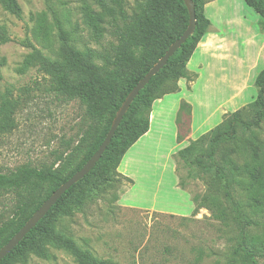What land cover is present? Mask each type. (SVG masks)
Returning <instances> with one entry per match:
<instances>
[{"label":"rangeland","instance_id":"obj_1","mask_svg":"<svg viewBox=\"0 0 264 264\" xmlns=\"http://www.w3.org/2000/svg\"><path fill=\"white\" fill-rule=\"evenodd\" d=\"M18 1L23 11L21 19L7 12L0 3V35L5 31L9 36L7 42L0 39V170L6 173L23 166L37 169L63 166L61 176L67 177L86 157L113 112L107 111L99 119L79 97L59 92L52 79L37 67L19 72L18 67L32 51L23 42L29 37L45 55L61 57L64 45L60 39L61 25L70 46L81 53L88 49L96 51L99 54L92 61L103 66L104 58L100 55L112 54L117 43L114 27L104 23L103 36L94 39L92 29L85 22L86 8L98 9L93 0H52V12L46 0ZM199 1L205 4L204 12L212 22L208 34H217L215 41L221 54L205 70L206 80L200 81L195 90L192 86L197 79L179 81L186 94L181 99L191 103L192 111L195 108L191 122L188 123L186 111L178 117L174 104L176 93L161 98L162 103L157 99L151 112L154 120L150 135L147 136L148 132L140 138L125 155L123 162L130 159L125 163L129 165V174L125 167L120 168V181L107 187L103 196L91 199L83 210L72 215L50 218L6 264H78L58 243L60 232L71 234L82 248L109 264H234L231 247L237 242L238 226L229 217L219 215L220 209L213 212L202 208L193 215L194 198L209 193L212 176L198 168H189L176 155L180 150L176 144L199 138L229 113L257 98L259 88L255 80L264 69V28L259 14L244 0ZM136 7V0H127L126 10L130 14ZM42 12L47 13L51 29L47 42L36 40L33 31L34 17ZM127 74L112 79H119L113 87L119 86ZM106 77L108 84L110 75ZM225 78L230 83L223 84ZM115 93L114 88L110 94L113 100ZM6 96L13 102L7 115L3 110ZM249 112L251 116L252 109ZM177 118L181 141L175 134V129L178 134ZM254 132L264 141V123ZM242 136L252 138L249 133ZM97 173L89 181L95 183ZM180 180L184 181V188L179 185ZM35 182L28 181L19 189L0 188V225L15 215L17 205L30 193L34 194L33 206L27 214H33L37 204L58 188ZM86 187L87 183H81L79 188ZM214 189L212 192H216L230 212L217 181ZM260 218L264 221V217ZM254 264H264V258Z\"/></svg>","mask_w":264,"mask_h":264},{"label":"trees","instance_id":"obj_2","mask_svg":"<svg viewBox=\"0 0 264 264\" xmlns=\"http://www.w3.org/2000/svg\"><path fill=\"white\" fill-rule=\"evenodd\" d=\"M93 1L98 9L95 10L92 6L86 8L85 22L92 29L94 39L99 40L103 36L105 32L103 24L106 22L114 27L117 39L112 54L105 57L100 55L104 58L103 66L92 61L99 54L96 51L88 49L86 53H81L70 46L67 43L66 30L59 25L60 39L64 43L61 57L51 58L45 55L28 37L23 43L31 47L32 51L25 56L18 71L24 73L31 67H37L52 79L59 92L79 97L90 107L91 114H96L99 119H102L107 111L113 112V115L93 141L86 157L67 177L61 176L63 166L45 169L23 166L16 172L5 173L0 170V188L19 189L28 181L34 180L36 185L50 183L59 188L72 177L98 150L129 92L166 53L170 45L184 33L189 24V12L183 0H136L137 7L132 14L126 10L127 0ZM193 1L197 13L194 33L140 91L97 165L58 200L37 226L19 242L20 244L0 261V264H6L26 241L39 233L50 218L59 219L72 215L74 211L83 210L91 199L100 198L107 187L119 182V167L124 156L150 130L154 102L166 95L180 92L181 79L194 82L198 78L197 73L188 69V63L200 41L211 30L212 22L204 12L205 4L199 0ZM244 1L259 14L260 25L264 28V1ZM0 3L7 12L22 18L23 11L18 0H0ZM46 4L48 10L54 11L52 0H46ZM34 18L33 31L36 40L49 41L51 29L47 22V13L42 12ZM0 39L7 42L9 36L2 31ZM124 73L127 74V78L121 81L119 86L113 87L119 79L117 81L112 79L120 78ZM106 75H110L111 81L108 84ZM255 84L259 91L253 102L229 113L221 123L199 138L191 140L189 145L176 154L189 168H198L203 174L212 176L208 184L209 193L194 198L193 215H197L202 208L211 209L213 212L220 209L219 215L229 217L236 223L237 242L231 247L234 264H254L259 258H264V221L260 220V217H264V141L258 139L254 132L262 128L264 123V69L256 76ZM114 88L115 100L110 98L111 90ZM95 101L99 102L96 106ZM12 106V100L4 97L3 110L6 115L10 113ZM249 109H252L251 116ZM184 111L190 123L192 105L182 99L178 117ZM177 125V139L181 141L179 118ZM246 133L252 135V138L245 139L242 134ZM95 171H98L97 181L93 183L89 181V177L94 175ZM216 181L224 192L230 212L214 192ZM81 183H87V187L79 188ZM179 185L184 188V181L180 180ZM33 195L30 193L25 197L17 205L15 215L0 225V249L34 214H27L33 206L31 199ZM47 199L41 200L34 210L39 209ZM57 241L78 264H109L108 261L95 256L89 249L82 248L67 232H60Z\"/></svg>","mask_w":264,"mask_h":264},{"label":"water","instance_id":"obj_3","mask_svg":"<svg viewBox=\"0 0 264 264\" xmlns=\"http://www.w3.org/2000/svg\"><path fill=\"white\" fill-rule=\"evenodd\" d=\"M189 12V24L184 33L173 42L167 49L166 53L149 69L148 73L133 87L129 92L121 107L119 108L106 138L93 154V156L85 163V165L78 170L72 177L54 191V193L37 209L34 214L28 219L24 226L0 249V261L9 255L22 241L26 235L34 229L37 224L48 214L51 208L58 202V200L77 182L84 179L90 171L97 165L111 143L116 130L118 129L122 119L129 110L131 104L138 96L140 91L150 82L160 69H163L169 59L174 53L187 41V39L194 33L197 23L196 6L193 0H183ZM264 1V0H263Z\"/></svg>","mask_w":264,"mask_h":264},{"label":"crops","instance_id":"obj_4","mask_svg":"<svg viewBox=\"0 0 264 264\" xmlns=\"http://www.w3.org/2000/svg\"><path fill=\"white\" fill-rule=\"evenodd\" d=\"M207 7V6H206ZM207 15V14H206ZM217 34H210V36H209V34H206L204 37H203V39L200 41V43L198 44V47L196 48V50H195V52H194V54H193V56L191 57V59H190V61H189V63H188V69L191 71V72H196L197 74H198V78H197V80L194 82V84H193V88H194V90H195V88H196V85L200 82V81H202L203 79L204 80H206L205 79V77H206V72H207V70H208V68H210V66L212 65V62L214 61V60H216V59H220V57H219V54H221V52L219 51V48H220V46H218L219 44H217V41H215L216 39H217ZM210 41H212V42H210ZM221 41H222V39L220 38L219 39V42L221 43ZM196 58H198V60H197V63H195L194 64V60L196 59ZM229 58V57H228ZM223 60H228L229 61V59H227V58H222ZM257 61V60H256ZM205 70H206V72H205ZM186 80V79H185ZM181 81H183V79L181 80ZM180 81V82H181ZM187 81V80H186ZM179 82V85H180V89H181V91L179 92V93H176L177 94V99L174 101V104H175V107H176V109L177 110H179V107H180V101L182 100L181 98L182 97H186V94L184 93V87H183V83H180ZM226 83H230V81H228L226 78L223 80V84H226ZM171 94H169V95H166L165 96V98L166 97H168V96H170ZM173 95V94H172ZM163 100L164 99H161V100H159L158 101V103H162L163 102ZM193 107H195V105H194V103H193ZM195 108H194V110L192 111V113H193V116H195ZM153 120H154V115L152 114L151 115V124L153 123ZM151 128V127H150ZM149 128V129H150ZM149 133L147 134V136L148 135H150V132H151V129L148 131ZM145 134V135H146ZM175 134L177 135V129H175ZM193 134H194V132H192L191 134H190V138H192L193 137ZM144 135V136H145ZM189 138V137H188ZM140 140V139H139ZM195 140V139H194ZM189 143V141L188 140H182L181 142H178L177 144H176V147L177 148H179V149H182V148H184L187 144ZM127 154V153H126ZM124 159H125V156H124V158H123V160H122V162H121V164H120V167H119V170H120V168H122V167H125L124 168V170L125 171H127V173H128V169H129V165H125V163H128L129 162V158H127L126 160H125V162H123L124 161ZM123 165V166H122ZM129 174V173H128Z\"/></svg>","mask_w":264,"mask_h":264}]
</instances>
